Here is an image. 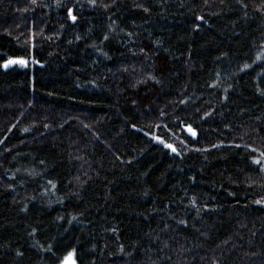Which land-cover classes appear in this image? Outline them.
<instances>
[{"label": "trees", "instance_id": "16d2710c", "mask_svg": "<svg viewBox=\"0 0 264 264\" xmlns=\"http://www.w3.org/2000/svg\"><path fill=\"white\" fill-rule=\"evenodd\" d=\"M262 153L264 0H0V264H264Z\"/></svg>", "mask_w": 264, "mask_h": 264}, {"label": "snow or ice", "instance_id": "6c2138e0", "mask_svg": "<svg viewBox=\"0 0 264 264\" xmlns=\"http://www.w3.org/2000/svg\"><path fill=\"white\" fill-rule=\"evenodd\" d=\"M32 2L35 3V0H32ZM89 3L92 6H95L96 0H89ZM67 15H68V18L73 22V24H75V22L77 21V16L73 14V9L71 7L67 8ZM197 19L203 20V17H197ZM107 38H108L107 36L104 37V39H107ZM105 55H107V54L105 53ZM17 63L24 65L27 63V61H25V60H9V61H7V63L4 64V67L7 68L10 64H17ZM37 63H39V62L37 61ZM245 67H248V65H245ZM133 127H135V125H133ZM188 130L191 132V134L193 136L196 135L195 130H193L191 127H189ZM153 139L160 141V143H164V141L161 140L160 137H158V136H153ZM165 147L171 149L172 152L177 151L176 148H174L171 144H165ZM261 155H264V153H262ZM254 162L257 164L261 163L260 160H256ZM49 183H51V182H49ZM256 203H264V202L256 201ZM73 219H75V217H73ZM180 223L183 224L186 222L180 221ZM33 232H35V230H33ZM46 250L51 251V245H49L48 249H46ZM121 251H123V246H121ZM18 255H23V253H18ZM75 256H76V250H75V248H73L71 251L67 252V254L60 261V264H78Z\"/></svg>", "mask_w": 264, "mask_h": 264}, {"label": "rangeland", "instance_id": "374dc122", "mask_svg": "<svg viewBox=\"0 0 264 264\" xmlns=\"http://www.w3.org/2000/svg\"><path fill=\"white\" fill-rule=\"evenodd\" d=\"M21 60H23V59H21ZM25 61H27V60H25ZM14 66H18V67H20V68H25V67H27L28 66V61H27V63L26 64H24V65H21V64H10L7 68H5V69H9V68H12V67H14ZM262 164L264 165V158H262Z\"/></svg>", "mask_w": 264, "mask_h": 264}, {"label": "bare ground", "instance_id": "6f19581e", "mask_svg": "<svg viewBox=\"0 0 264 264\" xmlns=\"http://www.w3.org/2000/svg\"><path fill=\"white\" fill-rule=\"evenodd\" d=\"M36 1V0H35ZM29 2V1H28ZM26 3V2H25ZM30 4V3H29ZM25 5V4H24ZM132 58V57H131ZM127 59V58H126ZM135 60V59H134ZM129 69V68H128ZM142 69V67H141ZM143 72V71H142ZM109 74V73H108ZM134 75V74H133ZM249 75V74H248ZM139 76V75H138ZM258 76V75H257ZM135 77V76H134ZM106 78V77H105ZM139 78V77H138ZM143 78V77H142ZM237 78V77H236ZM240 78V77H239ZM125 79V78H124ZM109 80V79H108ZM142 81V80H141ZM254 81V80H253ZM173 82V81H172ZM216 83V82H215ZM112 85V84H111ZM136 85V84H135ZM129 87V86H128ZM256 89V88H255ZM191 91V90H190ZM261 92V91H260ZM118 121V120H117ZM99 123V122H98ZM72 125V124H71ZM65 127V126H64ZM145 128V127H144ZM81 131V130H80ZM82 132V131H81ZM87 134V133H86ZM96 139V138H95ZM96 148V147H95ZM89 155V154H88ZM144 248V247H143Z\"/></svg>", "mask_w": 264, "mask_h": 264}]
</instances>
